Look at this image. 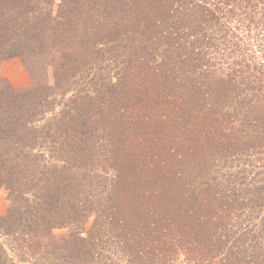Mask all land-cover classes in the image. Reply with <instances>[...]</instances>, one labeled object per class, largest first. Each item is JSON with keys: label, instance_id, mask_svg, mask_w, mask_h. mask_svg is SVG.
<instances>
[{"label": "rangeland", "instance_id": "374dc122", "mask_svg": "<svg viewBox=\"0 0 264 264\" xmlns=\"http://www.w3.org/2000/svg\"><path fill=\"white\" fill-rule=\"evenodd\" d=\"M41 1L32 4V15L38 18L23 27L32 36L31 43L25 42L28 49L0 58V104L9 101L11 95L25 92L30 106L23 119L35 135L27 143L21 138L24 151L18 159L9 144L0 143L4 156L0 177L7 179L0 185V218L15 210V205L19 211L6 216L0 226L1 261L59 264L58 257L44 253V244L35 236L41 231L31 220L36 208L48 204L46 181L55 175L70 177L63 182L67 193L80 187L73 178L85 176L84 183L94 178L101 181L102 191L82 205L86 216L81 219L78 214L80 219L74 221L81 236L89 239L90 234L96 244L89 250L93 256L86 260L83 256L77 264H257L250 256L264 245V205L253 207L249 202L244 206L247 193H241L240 171L258 165L256 157L260 155H252V150L261 140L246 136V127L239 129L242 133L230 131L232 117L224 115L236 103L256 100V96L241 93L237 85H231L235 92H230L221 75L229 72L231 76L235 71L254 81L260 74L264 63V0L197 2L208 16L199 14L200 7L196 13L188 10L184 23L192 28L194 39L204 38L198 45L199 50H205L201 56L184 51L186 43L170 30L168 21L159 29L148 24L133 26L137 32L121 42L123 47L114 41L115 34L104 31L96 36V42L79 46L72 34L73 23L80 22L78 26L93 31L119 10L102 0ZM205 6L212 11L209 13ZM162 17L150 12L144 23ZM130 48L137 49V55ZM108 55L110 59L105 58ZM122 61L126 65L137 61L138 71L145 68L147 74L150 70L155 74H144L148 77L142 75L130 82L131 72H123L128 66L125 68ZM70 62L76 69L64 72ZM173 63L178 69L170 76L167 69ZM205 69L207 74L219 73L216 84L206 78ZM82 73L105 86L96 95V104V98L86 100V107L78 114L72 98L78 93L83 97L88 91L85 83H77ZM122 74L126 77L119 80ZM100 105L110 117L105 120L106 130L103 123L92 120L98 118ZM63 114H67L70 125L93 138L85 153L70 147L74 140L65 125L51 127ZM85 116L92 118L91 124ZM248 118L242 115L237 124L249 122ZM10 129V124L0 127V142L11 139ZM214 129L226 144L218 143L212 135ZM201 130L207 133L199 135ZM105 137L113 141L111 146L102 145ZM157 137L168 145L163 146V154L154 157L149 147ZM107 147L114 153L105 154ZM119 152H123V171L118 179L109 165ZM75 159L80 162L77 167L68 165ZM52 232L62 233L59 229ZM23 235L31 239L25 240ZM26 252L34 255L31 260L24 258Z\"/></svg>", "mask_w": 264, "mask_h": 264}, {"label": "trees", "instance_id": "16d2710c", "mask_svg": "<svg viewBox=\"0 0 264 264\" xmlns=\"http://www.w3.org/2000/svg\"><path fill=\"white\" fill-rule=\"evenodd\" d=\"M37 1L38 0H0V18L7 19L6 22L0 21V27H1L0 28V58L5 56L11 57L14 54H23L28 49V46L25 44V42L31 43L32 36L30 35L31 33L27 32L23 27L25 26L26 23H28V21L30 22L34 18L36 19L38 18L37 16L34 17L32 15V9H33L32 4L33 2H37ZM49 1L51 0H42L40 4L43 3L48 4ZM102 1L105 2L106 4L110 3V5L117 8L119 10L118 15L114 14V18L111 20L106 18L107 20H104V22L102 23L103 28L102 26L101 27L96 26L93 31L87 30L85 29V27L83 28V26H78L81 24L80 22L73 23L75 29H72V34L74 40H76V42L79 43L78 44L79 46H82L83 44L85 45L88 42L91 43L96 42L97 40L96 36L104 31L110 34L112 33L115 34L116 39H114V41L117 42L118 45L123 47L124 45L121 42L127 41L130 33L134 34L135 32H137L135 30L134 31L132 30L133 26L137 25L141 28L142 26H146V24H148L149 26L153 25V29H159V25H164V23L168 21L167 24H169L170 30L173 32H177L176 34L179 35L181 40L186 43L184 47V51L185 50L189 52L192 51L193 54H196L197 52V54H200V56L202 55V52L205 51V50H199L200 47L198 46L204 42L203 41L204 38L194 39L195 36L192 33L193 32L192 28L188 27L187 23H184L185 21L184 17L186 16L185 13L188 10H191V12H194L195 10L196 13L197 12L196 9L200 7L197 2L201 0H102ZM195 3L196 6H194ZM262 4L264 6V3ZM200 8L203 9L199 14L204 17L208 16L204 11V7H200ZM205 9L209 13L210 11H212L209 8H206V6ZM134 12L137 14L136 16H133ZM150 12H153L154 14H157L159 16L163 15L164 17H162L161 19L156 18V22L154 23L152 22L144 23L145 16L148 15ZM115 16L117 17L115 18ZM170 20H172L171 23H169ZM117 28L120 29L114 30ZM123 28L125 29L123 30ZM143 33L144 32L142 31L141 34L143 35ZM93 36H95V39L94 38L91 39ZM242 38L243 40L246 39V37H242ZM131 42H132V38L130 40V43ZM211 42L213 43L212 40ZM20 43H23V46H21ZM15 48L16 49L19 48L20 51L18 49H17L18 51L15 50ZM14 50L16 52H14ZM131 50L133 53L136 54L137 49L135 50L131 49ZM92 51L93 50H90V52ZM86 54L87 53H85L84 56ZM105 58L110 59L109 55L105 56ZM59 60L60 63H62V60L61 59ZM95 60H96L95 58L92 59V61L90 60V64L93 63V61ZM72 62L64 66L63 68L64 72L66 71L72 72L76 69L77 66L73 67L71 65ZM122 62L125 68L126 66H128V68L124 69L123 72L124 71L126 72V70L127 71L130 70L131 72V76L130 78H128L130 82L133 80L135 81L139 77H142V75L144 76V78H146L150 75V73L154 72V70L153 71L150 70L149 73L147 74L145 68H143L142 71H138L137 61L130 62L129 65H126V61H122ZM259 68H261L260 74L254 81L247 80L246 77L243 78L240 77L242 73L240 74L237 72L235 73V71L231 73L232 74L231 76L230 74H228L229 72H225L221 75V77L223 78L222 80L226 81L228 83L227 85L230 86V92L234 93L235 87L232 86L237 85L240 86V88H242V90L240 91L241 93H246L247 96L251 95L253 96L252 98L256 96V100L249 99L243 102L236 103L235 106H232L231 110H227V112L224 114L226 116L232 117L233 123L232 125L229 126L230 131L233 130L242 133L243 131L239 129L240 128L243 129V127H246L247 128V133L245 134L246 136L255 138L256 141L261 140V143L258 146H254L252 150L253 151L252 155H256V154L260 155V157H256V160L258 161L257 163L258 165H256V167L253 168L245 167L240 171V173H242L243 176L242 177L243 181L241 185L244 186L242 187L243 189L241 193L244 192L247 193V197H245L242 201H245L244 206L247 203L249 204V202L253 203V207H257L258 205H259L258 207H262V205H264V201L261 200V198H264V63ZM177 69L178 66L174 64L173 67H169L167 70L170 72V76H171L172 74L173 75L176 74ZM207 69H205L206 78L213 80V82L215 81L216 84L217 82L216 80L218 78L219 73L212 72L210 74H207L208 71ZM164 70L163 69L161 70L162 74ZM144 74H147L148 76ZM123 75L124 74L120 75L119 80H123L126 77L125 76L126 73L122 78ZM77 83H79V85L81 83H85L86 85L84 86H87L88 89V91L85 93L83 97L80 96V94L78 93V96L72 98V102L74 103V108L77 110V113L79 114L81 112L80 109H84V106L86 107L85 105L86 100L92 102L96 98V95L98 94L100 89L104 88L105 84L102 82L100 83V81H96V78L92 79L91 77H88L86 73L81 74V77L77 80ZM124 83L127 82L123 81V84ZM189 95L191 96V93H189ZM90 96H92V99ZM10 97L11 99L9 101L5 103L1 102L0 104V127L10 124L12 128L9 130L10 133L9 135L11 139L6 138L0 143L1 145L3 144L6 146L9 144L8 147L10 148L11 153L14 154L18 159L21 154L23 155V151H24L23 149L24 143L22 147L20 144L21 138L24 139L23 142L27 143L30 142V140H33L35 135L33 132H29L30 128L28 127V123H27L28 121L25 122V120L23 119V116L25 117L26 114H28L26 111L29 110V106H30L28 105L29 101L26 100L29 99L28 95L25 94V92H21L15 94L14 96L11 95ZM168 99L167 97H165V101L167 103H169V101H167ZM176 101L181 102L183 101V99H177ZM96 102H97V98L93 103L96 104ZM92 108L93 106L91 105V110ZM69 113H71V111H69ZM87 114H89V112ZM251 114H254L256 116H253V118H251L250 117L252 116ZM242 115H245L247 116V118L249 117L250 119L248 118L249 122L246 121L245 124L239 125L237 124V120H239V118ZM88 116L87 117L85 116L86 122L88 124H91L92 120L95 122H101L104 125L103 129L104 130L107 129L108 124L105 122V120L110 119V117L109 115L107 116V114L105 113L104 105H100L99 107L98 118H96L95 120L94 118L93 119L91 118L92 119L91 120ZM66 117L67 114H63V116H61L59 120H56L50 124L51 127L53 126L56 127L61 123L65 125L67 129L66 133L71 136L72 140H74V144L71 143L69 144L70 147L77 148L79 154L85 153L87 151L89 142L93 138L90 139L89 136L86 137L85 132L80 131V129L78 131L77 128L74 127V125H70L69 123L71 121L70 120L67 121ZM252 121L255 122L256 124H254ZM198 133L199 135L200 134L205 135L204 133L207 132L201 130ZM213 133L214 134L212 133L211 134L215 136L216 139H218L217 140L218 143L223 142L224 144H226V140L221 141L222 135L219 136L220 132L218 130L214 129ZM216 133L219 135H217ZM18 134L22 136L17 139L16 136H18ZM225 135L227 136L228 134ZM106 139L107 141L106 140L102 141V145L111 146V144H113V141H111V139L109 138ZM245 139L247 140V138ZM76 140L80 145L77 144ZM156 140L157 141L155 142H151L152 146L149 147L154 157L161 155V153L164 151L163 150L164 147L166 148L168 145L164 142L161 143L159 137H157ZM92 142L94 143V140ZM157 143L161 144V145L159 144V148L161 149V152L158 151ZM200 146L202 147L203 145L200 144ZM210 146L216 149L214 145H210ZM104 152L107 155H111L114 153L112 147H107L106 150L104 149ZM122 153L123 152L121 153L119 152V155H116L113 164L109 165V167L113 168L114 173L116 174V177L118 179L122 177L121 174L123 171V169L120 168V162H122L123 160ZM3 161H4V156L0 154V166L1 163H3ZM75 161L71 162L68 165L71 166L73 164H76L77 167L80 164V162L77 159H75ZM83 166L88 167L87 165L84 164ZM257 167H259V169L255 170V168ZM88 168L92 170L90 167ZM247 174L250 176H248ZM247 177H250L251 180L248 181L249 179ZM69 178L70 177L53 175L51 181H46L47 182L46 192L48 194V197H46V199L48 200V204L36 208L35 212L32 213V218H31L36 230L41 231L40 233H36L35 236L39 240H41V242L44 244L43 248L46 249V252L44 253L46 254V256L52 255L53 258L58 257V259L60 260V262H58L59 264H77V262H79V260L83 256L85 260L90 259L94 253L89 252V250L92 247L96 246L94 242V238L91 237L90 234H89V239H86V237L81 236V232L78 229V224H75L74 221L80 219V215L78 214H81V219L86 216V211L84 210V207L82 205H85L90 197L92 198L97 193H100L102 191L100 184L101 181L99 180L100 178H94L92 181L87 183H84L83 180L85 176H83L82 179L80 178V180L73 178V182L79 181L80 187L77 190V192L67 193L63 189V185H64L63 182ZM0 179H1L0 185H3L4 183L7 182L6 177H0ZM111 207H113V205H111ZM14 209L16 210V205ZM15 210L9 211L8 213L9 217L14 216ZM99 210L100 212H102V209ZM6 216H2L0 218V226H2L3 221H5L6 219ZM62 228L65 229L61 231ZM54 229H59V231L62 233H53L52 231ZM12 234L14 233L12 232ZM28 238L31 239V237L25 236V240H27ZM0 249H2V244ZM26 253H28V255L25 256L24 258L31 260V258L34 255H32L29 252ZM251 258H254L257 264H264V245L263 247L256 248L255 252L250 256V259ZM26 259H22V260H26ZM12 263L13 260L11 264ZM0 264H5L1 261V258H0Z\"/></svg>", "mask_w": 264, "mask_h": 264}]
</instances>
